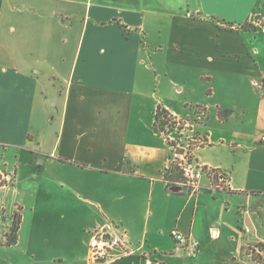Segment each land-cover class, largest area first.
Instances as JSON below:
<instances>
[{"label":"crops","instance_id":"crops-1","mask_svg":"<svg viewBox=\"0 0 264 264\" xmlns=\"http://www.w3.org/2000/svg\"><path fill=\"white\" fill-rule=\"evenodd\" d=\"M235 77L248 94H236ZM252 100L260 124L229 131L247 111L236 102ZM190 104L208 113L193 160L226 171L223 188L211 189L208 171L196 193L182 175L165 178L172 153L155 112L189 119ZM1 152L14 163L12 191L32 192L40 209L33 264H90V232L106 224L134 249L106 264H258L264 0H0ZM173 230L199 242L196 256Z\"/></svg>","mask_w":264,"mask_h":264},{"label":"built area","instance_id":"built-area-1","mask_svg":"<svg viewBox=\"0 0 264 264\" xmlns=\"http://www.w3.org/2000/svg\"><path fill=\"white\" fill-rule=\"evenodd\" d=\"M207 112L204 108L197 109L195 122L205 121ZM173 125L165 126L158 130L169 144L171 149V164L178 166L185 185L189 187L191 192L196 193L199 189V180L203 173L208 171L215 178L211 189L223 188L229 180L228 173L222 170H213L203 167L193 160V148L207 144L206 134L198 131L191 121L172 118ZM16 171L8 169L7 163L3 162L0 157V187H7L15 182ZM212 232H214L212 230ZM216 233V230L215 232ZM91 238L89 242L90 255L88 262L90 264H106L109 260L124 257L134 253L133 247L130 245L127 236L118 232V227L114 224H106L95 227L90 232ZM172 236L176 243L184 249L186 256L194 257L197 255L199 242L191 235L172 231ZM264 252V245L260 248L254 246L249 250V255L254 258L257 254ZM254 261H256L254 259ZM258 261V262H257ZM256 262L258 264L259 260Z\"/></svg>","mask_w":264,"mask_h":264},{"label":"rangeland","instance_id":"rangeland-1","mask_svg":"<svg viewBox=\"0 0 264 264\" xmlns=\"http://www.w3.org/2000/svg\"><path fill=\"white\" fill-rule=\"evenodd\" d=\"M211 77L212 76H210V78H204L202 80L203 84L200 85L201 93L203 92L204 96H209V94L206 93V91L204 92V90L208 89L210 81L211 83L213 82L212 79L213 77L212 78ZM234 82L235 83L233 85H236L237 88L244 90V91L234 90L237 91L236 94L240 97L243 96L244 94H248L247 91L245 90L252 89L251 85L249 84L250 82L244 81L243 78L235 77ZM205 83L208 84L207 87ZM254 95L255 94H253V96ZM236 104L239 106L240 105L244 106L247 109V111L244 112L245 116L243 118L240 115V117L237 116L239 119H233L231 121V123L229 124V131L232 130L252 131L256 126L255 124H260V122L256 118V113H255L257 101L252 100L253 107L251 106V104L249 106L247 101H242L241 103L237 101ZM242 106H240L238 109V112L240 113H242ZM189 108L190 111H192L191 114L192 116L191 118L189 119L187 118V119L191 121L194 127L197 130H199L201 133L205 132L203 130V127L207 126L205 125V122H207L208 119L206 118L205 121L198 123L195 122L197 109L203 108L202 105L198 106L197 104H190L188 105V109ZM213 129L217 133L221 132L222 129L227 130L226 127H224V125L219 124L215 120L213 122ZM1 154L0 157L2 161L7 163L8 161H6L5 156H3V152H1ZM10 164H9L10 168L13 169L14 167L13 161L10 162ZM14 185L15 182L7 186L6 188H0V264H26V262H31L33 264L35 258L33 250L39 236L33 235L31 231L34 228V222H35V218L37 217V211H40V209H36L34 211H32L31 209L30 204H32L33 202V197L36 198V196L32 192L15 193L12 191ZM15 219L20 220L19 229L21 227V224H23L22 237L18 245L17 242L16 244L14 243L8 244V240L11 239L13 235V223ZM19 229L16 233L17 241L19 240V236H18ZM262 245L263 244H259L256 246H259L261 248ZM253 259H255L256 261L259 260L260 264H264V252L263 255L257 254L256 256H254Z\"/></svg>","mask_w":264,"mask_h":264},{"label":"trees","instance_id":"trees-1","mask_svg":"<svg viewBox=\"0 0 264 264\" xmlns=\"http://www.w3.org/2000/svg\"><path fill=\"white\" fill-rule=\"evenodd\" d=\"M172 118H174L173 114H171L166 108L162 106H158L157 110L155 112V122H154V128L155 131L158 132L159 129L164 128L165 126H172L173 121ZM181 175V171L178 166H169L166 170V176L165 178L169 182H175L178 181ZM19 219H15L13 223V235L12 238L8 240V244H13L16 242L17 239V231L19 229Z\"/></svg>","mask_w":264,"mask_h":264}]
</instances>
